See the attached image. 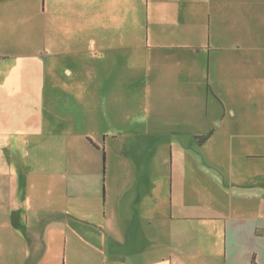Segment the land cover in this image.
I'll use <instances>...</instances> for the list:
<instances>
[{"label":"crops","instance_id":"obj_1","mask_svg":"<svg viewBox=\"0 0 264 264\" xmlns=\"http://www.w3.org/2000/svg\"><path fill=\"white\" fill-rule=\"evenodd\" d=\"M0 264H264V0H0Z\"/></svg>","mask_w":264,"mask_h":264},{"label":"trees","instance_id":"obj_2","mask_svg":"<svg viewBox=\"0 0 264 264\" xmlns=\"http://www.w3.org/2000/svg\"><path fill=\"white\" fill-rule=\"evenodd\" d=\"M208 134H206L205 136L201 137L200 140H204L205 138H207Z\"/></svg>","mask_w":264,"mask_h":264}]
</instances>
